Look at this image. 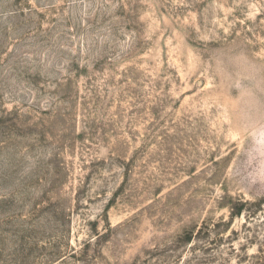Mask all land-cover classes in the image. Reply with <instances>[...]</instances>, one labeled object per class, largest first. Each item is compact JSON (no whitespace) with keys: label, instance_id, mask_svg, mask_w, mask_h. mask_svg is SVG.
Returning <instances> with one entry per match:
<instances>
[{"label":"rangeland","instance_id":"obj_1","mask_svg":"<svg viewBox=\"0 0 264 264\" xmlns=\"http://www.w3.org/2000/svg\"><path fill=\"white\" fill-rule=\"evenodd\" d=\"M0 264H264V0H0Z\"/></svg>","mask_w":264,"mask_h":264}]
</instances>
